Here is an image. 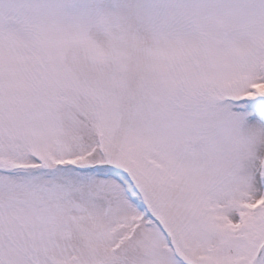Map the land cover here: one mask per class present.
<instances>
[{"label": "snow or ice", "instance_id": "1", "mask_svg": "<svg viewBox=\"0 0 264 264\" xmlns=\"http://www.w3.org/2000/svg\"><path fill=\"white\" fill-rule=\"evenodd\" d=\"M0 264H264V0H0Z\"/></svg>", "mask_w": 264, "mask_h": 264}]
</instances>
